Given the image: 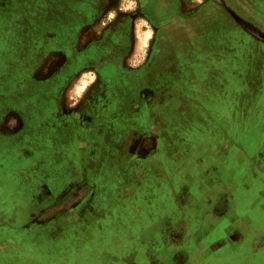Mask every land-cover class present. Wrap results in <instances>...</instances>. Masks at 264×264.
<instances>
[{"label":"rangeland","instance_id":"1","mask_svg":"<svg viewBox=\"0 0 264 264\" xmlns=\"http://www.w3.org/2000/svg\"><path fill=\"white\" fill-rule=\"evenodd\" d=\"M36 2V6L16 8L20 22L16 37L1 39L2 65L9 59L4 50H16L11 61L17 65V78L31 81L33 89L41 81L51 85L60 78L66 82L75 80L76 90L69 95L74 100L80 94L89 96L82 106H94L100 130L106 126L112 129V134L98 136L110 142L120 137L115 135V129L129 131L126 139L116 143L127 145L126 151H113L118 157L124 154V159L135 158L133 144L139 130L142 128L145 134L154 131L156 155L163 154V160L173 165L170 174L168 167L161 169L162 180H167L162 193L172 197L171 206L178 210L191 207L194 215L206 206L216 208L222 201L231 209L237 188L232 186L227 192L216 187V180L221 181V176L227 180L228 176V168L223 173L220 165L229 159L243 160L246 155L248 160L254 158L264 147V0H117L108 10L96 5L68 6L64 8L66 17L79 14L81 20L73 23L74 30H67L75 35L64 38L63 44L55 38V23L34 21L35 14L39 16L47 10L42 0ZM48 11L53 15L61 12L56 6ZM95 13L97 18L103 15L88 25ZM25 16L32 22L28 18L25 21ZM117 16L126 20L113 29L124 30V54L92 50L109 47L105 38L109 35V21ZM47 30L48 41L44 37ZM60 45L67 50H56ZM67 62L75 63V69L65 68L67 65L57 69ZM80 62L84 68H101L110 62L124 68L104 77L96 70L82 72L79 68L83 66H77ZM43 66L48 67L44 72ZM116 78L122 80L125 89L109 86ZM136 80L141 82L140 86ZM67 89L68 86L66 93ZM116 90L128 98V104L117 108V103L111 102ZM69 106L72 104H65V108ZM68 114L66 110L65 116ZM122 122L124 126L117 127ZM33 132L35 136L34 128ZM54 154L64 158L67 172L74 179L59 194L68 196L75 189V194L88 197L94 191L100 192L99 184L93 180L92 162L78 173L72 167L74 155L70 150ZM149 158L145 166L137 161H114L108 200L93 202L95 214L81 222L90 223L92 228L83 226L79 230L77 226L62 232L34 226L21 236L23 232L16 234L6 226V232L0 233V264H158L153 259L158 255V246L143 241L152 231L143 238L139 230L143 223L151 224L153 218L143 214L142 209L148 211L153 205L149 195L152 189H142L145 196L138 198L137 175L143 176L152 168ZM56 169L49 165L45 171L51 177L57 174ZM123 173L129 174L128 182H120ZM247 183L248 180H241L238 186L244 185L246 189ZM71 196L67 202L72 206L79 196ZM161 206L168 207V202ZM3 209L4 213L10 212ZM72 217L66 216L62 222L74 220ZM74 217L76 222L83 219L82 215ZM259 259L255 264H264V248L257 256Z\"/></svg>","mask_w":264,"mask_h":264},{"label":"crops","instance_id":"2","mask_svg":"<svg viewBox=\"0 0 264 264\" xmlns=\"http://www.w3.org/2000/svg\"><path fill=\"white\" fill-rule=\"evenodd\" d=\"M87 1L89 2L86 0H42L41 4L43 7H47V10L39 16L35 14L33 19L34 21L41 19L40 21L46 24L49 22L57 24L55 38H58L60 36L59 26L62 24L64 28L65 24L64 8L98 4L95 0L94 3H91L90 0ZM102 2L104 6H109L116 4L117 0H102ZM36 3V0L35 2L33 0H0V44L2 37L3 39L16 37L17 24L20 22L16 8L36 6ZM53 6L60 8L61 12H57L56 15L50 13L49 7ZM24 18L25 21L27 18L28 21L32 20L27 16ZM44 33V37L48 41V30ZM61 47L62 45L55 48L60 50ZM1 51V234L6 232V226L16 234L23 232L21 236H25L24 231L32 230L34 226L44 227L42 230L47 228L62 232L77 226H79V230L83 226H86V229L92 228L90 223L81 222L95 214L96 205L93 206V202L95 204L96 200L103 198L108 200L110 195L107 194V190L113 184L114 167L112 166L114 161L118 162V159L120 162L137 161L139 165L145 166L150 162L149 157H151L152 168H149L143 176L139 173L137 181L140 184L138 198L145 196L142 189H152L151 192L149 191V195L153 199V205H149L148 211L146 208H142L143 214L153 216L152 222L146 225L143 223V227L139 230L143 238L147 235L146 233H149L148 231H152L151 236L143 241L151 243L152 246H158V249L155 250L158 255L153 257L155 263L255 264L261 261L257 260V256L264 248V180H262L264 179V147L254 158L248 160L246 155L243 160L229 159L226 160L227 163L222 162L220 165L223 173L225 168H228V176L227 180H224V176H221V181L217 178L216 187L221 188V191L227 190V192L232 186L236 187V195L239 191V195L233 197L231 209L224 206L222 201L216 208L206 206L197 210L195 215L191 207L186 206L178 210L175 206H171L172 197L167 193H162L164 182L166 183L167 180L166 178L162 180L161 169L168 167L170 174V167L173 165L171 161L163 160V154L156 155L158 144L155 143V138L152 136L154 131L145 134L141 132L142 128L139 130L140 133L137 134V140L133 146V151L136 152L135 158L124 159V154L118 157L117 153L114 154L113 151L115 149L126 151L127 145H124L125 142L116 143H119L120 139H126L129 131L115 129V135L120 137L113 138L110 142H106L105 138L98 136L99 133H107L108 136L112 134V129L106 126L100 130V126L96 123L98 117L94 106H82L89 100V96L80 94L74 100V96L69 95V92L76 90V88L73 89L75 80L66 82L63 80L64 78H60L51 85L48 84V81H41L36 83V88L33 89L31 81H19L17 78V65L11 61V55L15 54L16 50H4L3 53L8 55L9 59L3 65ZM120 55L123 53L121 52ZM63 65L65 63L60 64L57 69L62 70ZM105 65L113 66L114 64L106 63ZM2 67H4L3 70H1ZM120 67L124 68L123 65ZM46 69L48 67H42L43 72ZM88 70L97 69L86 68L81 71ZM113 80L114 83L110 84L113 87L126 88L119 78ZM136 84L140 86L141 82L138 81ZM66 86H68V93L65 90ZM115 92L111 102H116L117 108L128 104V98L122 93L118 94V90ZM68 102L72 104L69 106L71 110L69 107L65 108V104ZM66 110L69 112L68 116H65ZM36 122H38L37 126ZM122 123L117 127L124 126ZM139 124L143 126L141 121ZM66 149L74 155L72 167L76 168L78 173L81 172L82 167L84 168L92 162L91 170L95 176L93 180L99 184L100 192L96 194L94 191L88 197H84L83 193L75 194V189L68 196L59 194L60 190L66 187L70 181H74L70 173L67 172L69 167H66L68 164L65 163L64 158L59 159L54 154ZM107 151H111V153H107ZM243 151L245 152L244 149ZM246 163H248L247 167ZM49 165L57 167L56 175L49 177L50 175L45 171ZM139 165L136 167L139 168ZM123 174L120 182H128L129 174ZM168 180L170 181V177ZM241 180H248L246 189L244 185L241 186L242 192L238 186ZM224 184L232 185H226L227 189H225ZM190 189L193 190V188ZM72 194L79 197L78 202L74 201V205L71 206L67 201L71 199ZM252 197L255 198L251 199ZM166 201L168 207H162V202ZM2 209L10 210V212L4 213L1 211ZM77 215H82L83 219L76 222L74 216ZM66 216H73L74 220L69 218L64 224L62 221ZM178 233L182 235L178 236ZM143 241L141 240V243Z\"/></svg>","mask_w":264,"mask_h":264},{"label":"flooded vegetation","instance_id":"3","mask_svg":"<svg viewBox=\"0 0 264 264\" xmlns=\"http://www.w3.org/2000/svg\"><path fill=\"white\" fill-rule=\"evenodd\" d=\"M90 6H92V5H90ZM111 6H112L111 4L109 6H104L103 2L98 3L96 5V7H100V8L104 7V10H108ZM75 7L76 6H74L73 8H75ZM77 7H84V6H77ZM102 15L103 14L98 15V16L101 17ZM93 16H91V19L88 20L89 21L88 25L92 24L93 22H96L97 19L99 18V17L97 18L96 13ZM64 17H65V24L63 25L64 28L62 27V24H61V26H59L60 36H58V39L62 40V44L64 42V38L74 37L75 33L73 32V34H72V33L68 32L67 30H71V28L74 30L73 23H78L81 20V16L79 14L72 15V17H66V15H65ZM82 17L84 18V16H82ZM154 20L155 19L150 18V21H153L154 23H156V21H154ZM125 22H126V20H125L124 16H117L116 18H114V20H112V21L110 20L109 21V30L107 31L109 35H107L105 37L108 39L107 43L109 44V47L102 46L101 48H98V49H96V47H95L92 50H100L98 52L100 54H110L111 55L113 52L112 51L109 52L108 50H115L117 55H120L121 52L124 54V46L126 45V43L124 42V39L126 38V37H124V34H125L124 30H113V29L115 28L116 24H122L123 25V23H125ZM56 27H57V24H56ZM103 34H105V32ZM118 39H120L119 42H118ZM60 50H67V48L65 46H63L60 48ZM110 63L114 64V65L113 66H110V65L107 66V65H105L106 64L105 63V64L101 65V68H96L97 69L96 71L102 72L104 77H105V76H109L108 73L111 71H118V70L123 69V67H120V65H117L118 63L117 64H115L114 62H110ZM65 65H67L65 68H69V69L76 67L75 63H68L67 62ZM81 65L83 66L84 64L80 62V64H78L77 66H81ZM86 68H91V67H85L84 68V66H83V68H80V69H86ZM73 69H75V68H73ZM98 74L100 75L101 73H98ZM136 81H138V80H136ZM109 86H110V84H109ZM135 143H136V140H135L134 144ZM134 144H133V146H134Z\"/></svg>","mask_w":264,"mask_h":264}]
</instances>
